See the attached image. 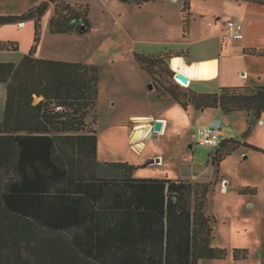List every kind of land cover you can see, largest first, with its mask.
<instances>
[{
    "label": "trees",
    "instance_id": "16d2710c",
    "mask_svg": "<svg viewBox=\"0 0 264 264\" xmlns=\"http://www.w3.org/2000/svg\"><path fill=\"white\" fill-rule=\"evenodd\" d=\"M180 1L183 36L188 38L191 0ZM51 8L52 34L88 30L90 6L82 2L43 0L20 15L0 14V27L33 21L35 30L28 53L18 61H0V83L6 86L0 120V264H198L225 259L229 251L212 244V217L205 212L212 180L137 178L136 166L98 160L99 66L39 56L41 20ZM19 49L17 41L0 40V51ZM248 52L264 56V48ZM176 55L188 51L135 52L133 58L153 76V69ZM162 68L174 74L167 65ZM180 87L170 83L160 96L186 109L246 111L258 119L264 113V85L225 86L213 93ZM232 148L217 151L213 162L219 165ZM245 192L257 194V189ZM246 257V249H234L235 260Z\"/></svg>",
    "mask_w": 264,
    "mask_h": 264
},
{
    "label": "rangeland",
    "instance_id": "374dc122",
    "mask_svg": "<svg viewBox=\"0 0 264 264\" xmlns=\"http://www.w3.org/2000/svg\"><path fill=\"white\" fill-rule=\"evenodd\" d=\"M42 1L0 0V14L20 15ZM61 1L89 4L90 26L81 33L52 34L49 27L54 9L51 8L41 20L43 34L38 53L99 66L98 160L136 166L133 176L137 178L169 177L193 182L215 179L211 175L213 165L219 166L220 178L206 194L205 212L212 217V244L228 249L229 254L225 259H201L198 264H264V113L260 119L246 111L220 113L221 120L217 118L215 122L235 141L223 150L235 149L219 165L215 164L214 149L198 145L195 137L198 126L205 123V116L193 106L186 109L177 101L160 96L164 87L179 83L172 73L159 68L167 65L174 72L172 59L186 55L172 56L166 64L153 69V76L133 58L135 52L155 54L181 50L187 45L186 40L190 42L205 33L208 21L220 25L223 18L228 19L222 13H231L225 10L231 8L230 0H191L193 20L189 38L183 36L180 0L143 4L122 0ZM34 32L33 21L1 26L0 40L17 41L20 47L18 51L2 52L4 58L16 61L28 53L34 43ZM217 41H210L213 54L220 47ZM0 85V103H3L5 86ZM179 85L182 91L192 88L191 84ZM133 113H162L168 120L167 131L158 137L152 134L145 141L141 156L130 141L128 122L133 120L130 118ZM250 144L261 150H254ZM150 159L156 161L150 163ZM206 166L209 169L204 170ZM248 187L256 188L257 194L245 192ZM235 248L246 249L247 257L235 260Z\"/></svg>",
    "mask_w": 264,
    "mask_h": 264
},
{
    "label": "crops",
    "instance_id": "0c3cea01",
    "mask_svg": "<svg viewBox=\"0 0 264 264\" xmlns=\"http://www.w3.org/2000/svg\"><path fill=\"white\" fill-rule=\"evenodd\" d=\"M230 2L231 8L226 7L225 10H229L231 13L225 14L223 12L222 17H236L243 21L245 27V38L243 40L233 41L223 39L222 29L225 18L222 19L220 25L218 22L214 25L208 21L207 27L204 30L205 33L202 36L193 38L190 42L187 40L184 42V44L187 45H183L181 50L188 51V55L174 57L172 59V67L175 70L182 71L192 79L191 82L185 83V85L188 86L191 84V87L198 92H218L225 86L264 85V56L253 55L248 52L251 48H264V4L248 0H230ZM215 28L217 30H215ZM214 39H218L217 45L220 47L217 53L213 54L210 50V41ZM2 52L6 51H0V61H10L4 58L5 55H3ZM39 56L52 58L42 52H39ZM189 60L192 61V64L188 63ZM3 85L5 86V84ZM3 91L4 99L3 103H0L2 115L4 114L5 107L6 86L5 88L3 87ZM198 111L205 116V123L215 122L217 118L221 120L220 113H225L221 108H205ZM130 118L133 119L128 122L131 126L130 141L132 140L134 143L136 153L141 156L145 148V141L152 134L155 135L152 131L154 120H164L165 124L163 131H167L168 120L162 113H133L130 115ZM155 137L158 136L155 135ZM232 142L235 143L234 138L228 137L227 147L229 144H232ZM233 149H235V147H233L232 150ZM213 168L214 170L211 172V175H214L215 179L211 180L214 183V181L218 180L220 177L219 166L216 168L213 165ZM205 169H209V166H206L204 170Z\"/></svg>",
    "mask_w": 264,
    "mask_h": 264
},
{
    "label": "built area",
    "instance_id": "2783aa9c",
    "mask_svg": "<svg viewBox=\"0 0 264 264\" xmlns=\"http://www.w3.org/2000/svg\"><path fill=\"white\" fill-rule=\"evenodd\" d=\"M222 37L224 40H243L245 38V27L243 21L236 17H230L225 20L222 29ZM179 84L186 86L182 82ZM195 137L198 145H203L214 149L213 156L216 154L217 148L228 139L220 127V124L216 122L205 123L198 126Z\"/></svg>",
    "mask_w": 264,
    "mask_h": 264
},
{
    "label": "water",
    "instance_id": "95a60500",
    "mask_svg": "<svg viewBox=\"0 0 264 264\" xmlns=\"http://www.w3.org/2000/svg\"><path fill=\"white\" fill-rule=\"evenodd\" d=\"M79 33H81V32H79ZM188 63L192 64V61L189 60ZM173 77H174V80L177 81L178 83L182 82L184 84L191 82V80H192L191 78H189L188 75H186L182 71L175 70V69H174ZM149 87H150V89H153V85L151 83L149 84ZM37 99L40 100L39 97ZM163 127H164V120L163 119H155L154 123H153L152 131L155 133L156 136H158V134L163 131ZM155 161H156L155 159H151L150 162L154 163ZM157 161H160V158H158Z\"/></svg>",
    "mask_w": 264,
    "mask_h": 264
},
{
    "label": "flooded vegetation",
    "instance_id": "af4514ba",
    "mask_svg": "<svg viewBox=\"0 0 264 264\" xmlns=\"http://www.w3.org/2000/svg\"><path fill=\"white\" fill-rule=\"evenodd\" d=\"M221 149H223L222 146H219L218 149H217V151H220Z\"/></svg>",
    "mask_w": 264,
    "mask_h": 264
},
{
    "label": "bare ground",
    "instance_id": "6f19581e",
    "mask_svg": "<svg viewBox=\"0 0 264 264\" xmlns=\"http://www.w3.org/2000/svg\"><path fill=\"white\" fill-rule=\"evenodd\" d=\"M226 185V184H225Z\"/></svg>",
    "mask_w": 264,
    "mask_h": 264
}]
</instances>
